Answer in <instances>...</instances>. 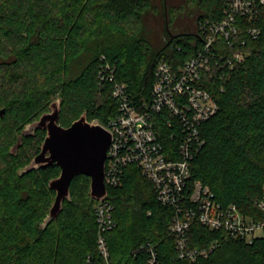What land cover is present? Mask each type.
I'll return each mask as SVG.
<instances>
[{
	"label": "trees",
	"instance_id": "obj_1",
	"mask_svg": "<svg viewBox=\"0 0 264 264\" xmlns=\"http://www.w3.org/2000/svg\"><path fill=\"white\" fill-rule=\"evenodd\" d=\"M188 1L194 0H0V264H143L148 242L158 264H264V236L247 243L200 222L187 233L189 247L218 245L206 257L180 258L170 230L174 209L157 200L135 164L125 167L119 185H107L115 225L105 233L106 259L97 244L91 178L75 176L70 199L44 225L56 195L49 181L61 169L26 167L46 130L23 135L11 151L22 130L58 98L63 126L84 112L106 124L119 112L114 81L127 84L134 101L149 100L156 63H183L202 44L201 21L222 16L224 0H195V29L170 35L178 23L169 8ZM256 24L260 35L245 36L237 47L245 59L205 80L219 110L201 127L205 142L191 162L190 180L208 185L222 203L264 218L257 205L264 183V4ZM101 55L115 66V80L100 81ZM161 125L163 142L176 143Z\"/></svg>",
	"mask_w": 264,
	"mask_h": 264
},
{
	"label": "built area",
	"instance_id": "obj_2",
	"mask_svg": "<svg viewBox=\"0 0 264 264\" xmlns=\"http://www.w3.org/2000/svg\"><path fill=\"white\" fill-rule=\"evenodd\" d=\"M264 0H224L219 19H205L199 25L202 44L180 65L159 60L154 68V81L149 100L136 102L127 84L114 81L113 96L119 112L103 125L111 134L105 165V184L119 185L124 169L137 165L156 190L157 200L174 209L170 230L176 239L180 258L191 261L208 256L218 240L207 246L189 247L187 233L194 222L211 230L247 243L264 236V218L244 214L236 204L219 201L208 185L190 180V165L205 140L201 127L218 110L219 105L205 86V80L222 77L245 59L238 49L246 43L245 36L257 38L261 29L256 24ZM100 81L115 80V66L101 55ZM97 122V121H96ZM99 123V122H97ZM170 129L171 141L166 145L160 135L162 125ZM257 205L264 212V183ZM112 205L107 198L97 200V244L108 259L105 233L115 222ZM143 264H158V254L151 243Z\"/></svg>",
	"mask_w": 264,
	"mask_h": 264
},
{
	"label": "water",
	"instance_id": "obj_3",
	"mask_svg": "<svg viewBox=\"0 0 264 264\" xmlns=\"http://www.w3.org/2000/svg\"><path fill=\"white\" fill-rule=\"evenodd\" d=\"M61 101L58 98L50 104V110L44 112L39 119L30 123L22 130L17 142L11 147L17 152L22 144L23 135H28L36 128L46 130V136L36 154L27 165L26 170L45 169L57 164L61 171L57 177L50 179L49 187L56 192L44 225L56 218L63 209L65 199H70V183L72 179L85 174L91 178L90 195L96 200L107 197L105 184V165L108 148L112 141L110 132L100 123L90 121L84 112L69 126L59 123ZM5 109H0L3 116Z\"/></svg>",
	"mask_w": 264,
	"mask_h": 264
},
{
	"label": "rangeland",
	"instance_id": "obj_4",
	"mask_svg": "<svg viewBox=\"0 0 264 264\" xmlns=\"http://www.w3.org/2000/svg\"><path fill=\"white\" fill-rule=\"evenodd\" d=\"M194 1H188V3H177V5L175 4L176 6L169 8V14L172 20L177 19L178 23L174 30L171 28L172 31L170 35H175L176 33L182 32V29H185L184 31H192L195 29L196 20L194 13L197 9L195 8ZM188 11H190V13H188Z\"/></svg>",
	"mask_w": 264,
	"mask_h": 264
}]
</instances>
